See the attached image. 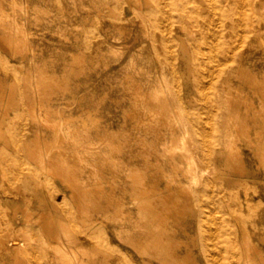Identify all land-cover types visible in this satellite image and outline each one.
Segmentation results:
<instances>
[{"label":"rangeland","instance_id":"rangeland-1","mask_svg":"<svg viewBox=\"0 0 264 264\" xmlns=\"http://www.w3.org/2000/svg\"><path fill=\"white\" fill-rule=\"evenodd\" d=\"M18 1L21 2V6L26 7L25 10L22 11L18 5L12 7L9 0H2L6 10L14 8L18 18L23 21L31 49H28L25 58H22L20 53L11 55L0 47V63H8L10 68L14 67V75L3 77V84L8 88L12 87L16 103L7 114L0 108V126L2 127L0 150L5 149L11 156L17 158L11 168H15L16 172L19 171L18 176L11 180L5 179L3 175L0 176V234L6 238L9 249L13 247L14 241L12 240L29 239L33 242L43 240L44 236L38 229L36 221L42 212L52 218L53 228L59 232L62 239L66 238L63 236V231L64 233L69 232L74 239L77 230L85 232L87 226H92L94 222L95 234L99 238H104L105 242L82 241L80 247L83 255L97 262L108 259L117 262L113 264H122L129 255L137 256L138 247L131 240L142 236L145 229L140 224L145 212L139 204L138 196L118 188L117 193L122 195L124 203L121 206H123L117 209L113 204H107L106 195L109 196L111 191L106 179L112 178L111 164L119 173L118 179L123 180L127 177L125 175L127 166L119 161L127 160V154L114 156L106 142L99 143V151L103 154L100 155L106 158L107 166L103 168L104 176L100 177L101 173L98 175V172L90 173L89 170L94 168L93 163L83 162L84 170L77 171L76 191L79 192L80 187L86 183L97 181L98 176L106 188L102 195L95 192L92 199H85L79 195L74 198L71 195L70 185L64 182L60 175L40 165L39 158H36L34 154L31 155L29 149L37 144L44 145L47 140L51 139L56 127L66 136L65 144L72 145L78 142L81 143L77 147L79 151L91 152L93 150L89 146L91 144L80 140L73 131L76 127L81 129L85 127L83 123H80L83 119L91 132L95 131L96 124L99 126L106 124L117 129L129 128L128 121L124 120V110L129 103L126 74L133 72L135 77L142 81H149L151 85L156 84L157 81L164 83L163 80L167 79V82L175 88L173 77L175 72L181 86L186 82L194 83L193 77L199 73V70L193 63L194 53L191 47L199 32L196 31L195 35L188 32L184 34L186 48L191 49L189 62L193 66L190 78L186 79L179 72L186 70L185 60L181 58L184 47L175 33L177 27L173 25V18L168 13L159 15V22H156L154 18L143 19L146 9L139 7L134 0ZM154 6L155 3L152 2L150 7ZM257 6L260 10L256 12V15L264 16V2L258 3ZM224 23V21L221 22V25ZM212 25L210 30L215 28V24ZM260 26L261 31L257 37L254 33H249L248 36L251 38L241 41L240 34L232 33L226 35L229 37L226 42L219 44L222 47L232 46L236 49L235 56L229 63H226L224 73L217 80L223 78L225 87H229L232 92L237 88L244 89L247 98L254 101L247 108H245V103H240V111L246 114L249 133L253 138H255L256 130L261 129L264 133L262 118L254 114L253 110L258 104V98L245 81L244 76H240L238 69L240 71L247 68L258 73L264 70V21ZM171 27H174L172 32H170ZM191 29L192 27H189V30ZM0 30L2 31L1 27ZM164 38H167L169 42ZM33 49L38 62L44 64L48 70L55 71L58 78H64L69 90L58 89L50 93L36 91L37 86L53 88L57 85L52 83L50 86L36 82L38 76L34 74L36 73L35 65L31 60ZM72 53L84 56L82 70L79 64L71 59ZM238 54H240L239 58H237ZM132 60L134 63H131ZM238 60L240 63H236ZM172 61L180 65L171 66ZM215 67V63L205 64L202 69L204 85H208L206 83L209 82L210 73ZM182 89L183 87L178 94L180 96L184 95ZM191 94L198 95L193 92ZM40 96L49 105L48 109L40 107ZM45 96L50 98L46 99ZM30 101H33V104ZM217 102L220 104L218 99ZM186 105L187 108L193 110L198 108L201 102L196 100ZM218 112L216 111L214 116L219 129ZM207 115V111L201 112V117L204 119ZM179 120H177V129L183 133L184 129L180 126L181 121ZM8 126H12L13 132L16 131L14 132L17 138L15 144L5 142V139H11L7 130ZM69 137L72 139H68ZM93 137L96 136L93 135ZM236 141L247 168V173L241 177L239 184L222 183L225 180L220 173L224 170L219 158L215 161L209 158L202 162L203 167L209 171H206L203 182L199 184L192 182L182 173L177 176L183 182L190 183V205L179 217L174 236L196 249L202 239L201 223L198 219L203 212L204 220L208 221L209 230L212 231V235L214 234V237L211 235L210 240L224 241L234 237L241 251H246L245 253L252 257L257 254L256 247L262 248L264 252V160H259L253 145L243 137ZM132 143L137 144L136 147L139 146L136 141ZM162 148L160 145V149ZM8 158V156H0L3 171L9 170ZM90 158H96L94 152L86 157V159ZM137 158L143 165L145 164L142 155H138ZM148 159L163 165L168 170L171 169L166 155L152 153ZM42 162L47 164V157H43ZM154 169V165L146 167L148 172ZM157 180L158 186L164 187L165 178L158 176ZM207 180L212 181L216 186L221 184L225 188H236L238 196L234 197L225 193L200 195L199 191L205 186L204 182ZM245 192L249 194L248 197L245 196ZM134 197H136L135 200ZM209 198L215 200V206L205 205ZM223 199L228 200L227 206L223 205ZM66 210L73 211L72 220L65 215ZM61 225L65 227L62 226L63 231H61ZM46 239L50 241L45 246L52 264H63L62 251L55 239L50 236H46ZM245 242L250 243V248L242 245ZM4 255L3 260L10 262L12 258L9 252L2 249L0 258ZM39 262L42 264L43 260L39 258ZM25 264H29L28 259Z\"/></svg>","mask_w":264,"mask_h":264},{"label":"bare ground","instance_id":"bare-ground-1","mask_svg":"<svg viewBox=\"0 0 264 264\" xmlns=\"http://www.w3.org/2000/svg\"><path fill=\"white\" fill-rule=\"evenodd\" d=\"M9 2L12 7L18 5L22 11L26 8L21 6V2L18 0H9ZM134 2L139 7L146 9L143 19L154 18L156 22H159V15L161 14L168 13L169 16H172L173 25L177 27L175 33L184 47L181 58L185 60L186 70L179 72L186 79L190 78L193 66L189 62L191 49L186 48L184 34L188 32L191 35H195L196 31L199 32L191 47L194 53L193 63L199 70V73L193 77L195 82L191 84L186 82L181 86L176 73L173 71L174 88L167 82V79L163 80L164 83L157 81L156 84L151 85L149 81H142L135 77L133 72L125 73L127 76L125 81L127 83L126 89L129 92V103L124 110V120L128 121L129 128L121 127L117 129L106 124L102 126L96 124L95 131L91 132L83 119L80 123H83L85 127L82 129L76 127L73 131L80 140L87 142V144H93L92 146L89 145L90 148H93L91 152L87 150L79 151L77 147L81 143L78 142L72 145L65 144L66 136L59 128L55 127L51 139L47 140L42 146L39 144L35 145L29 149V153L39 158L41 161L40 165L60 175L62 180L70 185L72 189L71 195L74 198L79 195L85 199H92L95 192L102 195L106 188L103 181L99 180L101 176H104L103 168L107 166L105 156H101L103 154L99 151V143L106 142L114 156L123 153L127 154V160L119 161L127 166V171L125 172L127 177L123 180L118 179L119 173L111 164L112 178L106 179L111 191L109 196L106 195L107 204H113L118 209L124 203L122 195L117 193L118 188L123 191H130L131 195L138 196L139 204L145 212L140 224L145 229L141 234L142 236L131 240L138 247L137 256L129 255L126 261L123 260L124 262H121L122 264H264V252H262L260 247H256L257 254L250 257L245 253L246 251H241L238 247V242L233 239L234 237L227 238L224 241L210 240L212 231L209 230L208 225L210 224L208 221L204 220L203 212L198 219L199 223H201L200 232L202 239L196 249L174 236L179 217L190 205V183L180 180L177 177L180 173L186 175L192 182L199 184L203 182L206 171H209V169L203 167L202 162L209 158H213L214 161L219 158L224 170L220 173L225 180L222 183L239 184L241 177L247 173L246 165L236 141L241 137L253 145L254 152L259 157V160H264V133L261 132V129L260 131L256 130L255 138L251 137L246 114L240 111L241 102L245 103V108H247L254 101L247 98L244 89L237 88L236 91L232 92L229 87H225L223 78L217 80L224 73L226 63H229L236 53V49H233L232 46L222 47L219 44L226 42L229 39L226 35H231L232 33L240 34L241 41L251 38V36H248L249 33H254V36L257 37L261 31L260 24L264 21V16L256 15V12L260 10L257 4L264 2V0H134ZM152 2L155 3L154 7H150ZM223 21L225 23L221 25ZM212 24H215V28L210 30L209 28L213 26ZM0 27L2 28V31L0 30V47L11 55L20 53L21 57L25 58L27 50L31 49L28 33L23 21L18 18L15 9L7 11L2 0H0ZM189 27H192V29L189 30ZM173 30L174 27H171L170 32ZM164 39L169 42L167 38ZM32 52L33 57L31 60L36 70L34 74L38 76L36 82L43 85L52 83L57 85V87L53 88L37 86L36 91L39 93H50L58 89L62 91L69 90L66 80L58 78L55 71H50L44 64H40L35 57L34 49ZM239 57L240 54H238L237 58ZM71 59L77 62L80 70H82L84 56L73 54ZM131 63H134L133 60ZM206 63L216 64L215 69L210 73L209 82L207 81L208 83H206L208 85H204V74L202 72ZM236 63H240V61L238 60ZM170 64L171 66L180 65V63H173V61ZM238 72H240L241 77L244 76L253 93L257 95L258 104L254 106L253 110L255 111L254 114H258L262 118V126H264V70L258 73L246 68L240 71L238 69ZM14 73V67L10 68L8 63H0V108L5 114L16 103L14 102V91L12 87L4 86L3 77L13 76ZM181 87H183L182 91H184L183 96L178 95ZM191 92L197 93V97L192 95ZM45 98L49 99L50 97L45 96ZM217 99L220 104H218ZM196 100L201 102L198 108L193 110L187 108L186 104ZM184 101L185 103H183ZM30 103L33 104V101H30ZM39 105L41 108H49L47 102L43 101L42 96L39 97ZM202 111H207L208 113L205 119L201 117ZM216 111H219V129L214 116ZM177 120L181 121L179 123L184 129L183 133L177 129ZM50 124L54 125L53 123ZM7 130L11 139H5V142L7 144L12 142L15 144L17 138L14 132L16 131L13 132L12 126H8ZM93 135L96 137L94 138ZM1 137L2 127L0 126ZM68 139L72 138L69 137ZM133 141L139 143V146L136 147L137 144L134 145ZM96 143L98 144L96 145ZM160 145H162V149H160ZM92 152H94L96 158L86 159ZM152 153L166 155L171 169L168 170L163 165L149 160L148 156ZM138 155L144 157V165L137 158ZM0 156H8L10 163L8 171H3L4 168L0 164V176L3 175L8 180L17 177L19 171L16 172L15 168H11L17 158L11 156L9 151L5 149L0 150ZM43 157H47V164L43 163L44 161L42 162ZM83 162L93 163L94 168L89 170V172H98V175L99 173L101 175H99L100 177L98 176V180L94 181V183H86L81 186L78 192L76 191L77 171L84 170ZM149 165H154L155 169L152 172L146 170ZM158 176L165 178L164 187L158 186ZM204 184L205 186L199 191L200 195L225 193L234 197L238 196V190L234 187L225 188L221 184L216 186L209 180L204 182ZM245 196L248 197L249 194L245 192ZM136 197H134V200ZM222 203L227 206L228 200L223 199ZM202 205L204 204L202 203ZM205 205L213 207L216 202L214 199L209 198L208 203L206 204L205 202ZM13 206L16 208L15 205ZM82 210L80 211L82 212ZM65 215L71 220L74 217L73 211L70 210H66ZM36 221L38 229L45 238L43 240L34 242L29 239L12 240L14 244L12 249H9L6 244V238L0 234V251L2 249L8 251L12 258L10 262H6L3 260L4 255L0 258V264H25L27 259L29 264H41L39 258L43 260L42 264H52L46 253L45 245L50 242L46 239V236L55 239L62 251L63 264L117 263L108 259L97 262L95 259L83 255L80 247L82 241L105 242L104 238H99L95 234L96 227H93L94 222L92 226H87V231L85 232L77 230L74 239L72 238L74 236H70L69 232L64 233L62 229L65 227L61 225L63 236H66V238L64 237L65 239H62L59 232L53 228L51 217L42 212L38 215ZM213 235L212 237H214ZM249 244L245 242L242 245L248 248ZM222 251L225 253H221Z\"/></svg>","mask_w":264,"mask_h":264}]
</instances>
